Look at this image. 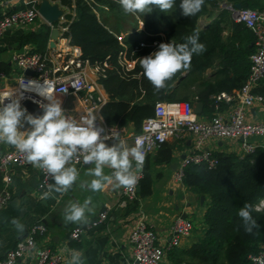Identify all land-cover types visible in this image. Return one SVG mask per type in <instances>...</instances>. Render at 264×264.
Wrapping results in <instances>:
<instances>
[{"label":"trees","instance_id":"16d2710c","mask_svg":"<svg viewBox=\"0 0 264 264\" xmlns=\"http://www.w3.org/2000/svg\"><path fill=\"white\" fill-rule=\"evenodd\" d=\"M70 13L64 17V38L80 50L79 61L98 69V83L107 95L100 116L108 127L118 129L131 126L134 134L140 133L143 122L154 114L157 103H199L212 107L213 97L222 93L231 95L246 81L250 56L254 51V36L243 24L231 21L229 13L220 9V3L240 4L241 9H258V0H204L200 12L184 17L180 13L181 0H175L168 12L154 9L151 13H136L143 31L121 40L100 18L104 13L124 19L118 0H54ZM205 16L214 17L202 22ZM128 20V19H127ZM205 50L194 54L190 69L180 71L167 82V87L156 92L143 74L139 60L158 49L153 44L179 45L195 31ZM50 35L49 28L31 33L24 43L36 46L37 53L45 54ZM143 43L146 47L141 48ZM125 61L132 63L127 70ZM212 71L209 78L205 77ZM185 75L182 80L180 78ZM179 81V82H178ZM214 168L204 165L184 169L182 184L197 197H204L205 214L203 237L181 254L182 264H251L249 256L257 254L264 244V210L253 212L260 224L252 234L244 231L238 210L245 203L254 206L264 199V156L258 150L242 159L236 155L216 156ZM170 148L161 145L156 163L168 164ZM152 179L144 166L140 182V196L150 193Z\"/></svg>","mask_w":264,"mask_h":264},{"label":"crops","instance_id":"0c3cea01","mask_svg":"<svg viewBox=\"0 0 264 264\" xmlns=\"http://www.w3.org/2000/svg\"><path fill=\"white\" fill-rule=\"evenodd\" d=\"M44 0H0V15L8 14L19 9H24L28 5H39ZM50 4L57 5L63 15L55 25L47 24L41 17L30 26L17 27L6 32L0 37V72L7 76V80L0 83V91L15 86L17 80L22 75L15 66L12 57L21 53H37L35 45L24 43L23 38L31 33H38L42 28L58 29L59 37L54 49H50V35L47 42V50L44 54L53 64H62L64 61L75 60L80 54L75 51V47L70 46L69 40L64 38L61 29L65 20L64 17L70 10L64 8L59 2L47 0ZM260 7L258 11H264V0H258ZM224 3L221 2L220 5ZM108 14V13H107ZM214 17L205 16L202 22H209ZM139 31H143L140 27ZM131 32V30L129 31ZM120 37H125L126 33L121 32ZM41 54V53H39ZM88 75L95 80L96 77L90 71V67H85ZM212 71H208L205 77L209 78ZM255 93L263 94L264 85H259L254 89ZM101 96L107 101V95L101 88ZM224 94V93H222ZM196 113L198 121L206 122L213 115V108H204L199 103H191ZM78 102L76 98L70 97L66 103L67 111H74ZM222 115H227L229 105L221 104ZM245 121L249 124L264 122V108L254 106L245 110ZM25 125L22 131L28 129ZM134 130L131 126L121 129L120 139L126 141L129 146H133L132 137ZM194 137L185 133L169 139L165 145L170 148L171 160L168 164H157L156 158L158 150L150 154L146 160L145 168L149 172L152 183L150 193L144 197L138 193L137 201L133 203L125 202L122 196V188L113 189L106 187L103 191L93 192L82 189L79 185L82 181H90L92 177L86 175L88 168H77L79 177L77 182L66 193H53L47 200L40 197L45 192H38L40 169L27 163L25 166H13L10 169L12 184L10 187L11 201L0 209V260L13 249L15 244L23 240L27 231L36 224H42L46 232L36 238L37 248H52L61 256V264H69L73 251L81 254V264H128L131 260V249L129 245V235L135 222L143 215L147 223L153 228L160 247L165 248L169 238L173 222L178 216L185 217L193 221V230L190 235L180 240L178 247L172 250H165L161 264H182L179 262L181 254L189 251L203 237L205 226L203 217L205 208L201 197L190 192L182 183L174 181L175 171L179 168L181 161L193 151ZM259 148L258 151L264 156V137L252 139ZM109 142V144H111ZM14 147L1 144L0 155L12 151ZM205 149L216 156L236 155L240 159L245 157L240 149V141L210 139ZM134 166V164H133ZM91 167H94L92 165ZM111 169L105 168V174H110ZM54 181H51V184ZM2 183L0 180V187ZM48 190V189H47ZM46 190V191H47ZM91 198V211L86 212L88 222L92 221L98 213L107 211L108 220L99 228L84 232L78 241L70 239L71 231L76 227H83L86 224L66 222L64 219L65 208L70 202L83 204L85 199ZM204 198V197H203ZM264 202L260 200L257 205ZM264 205V204H263ZM264 210V208H263ZM262 210V211H263ZM13 220L22 225V229L13 224ZM264 248V244L262 245ZM16 264H36L34 254H30L19 260Z\"/></svg>","mask_w":264,"mask_h":264},{"label":"built area","instance_id":"2783aa9c","mask_svg":"<svg viewBox=\"0 0 264 264\" xmlns=\"http://www.w3.org/2000/svg\"><path fill=\"white\" fill-rule=\"evenodd\" d=\"M220 9L229 13L231 21L243 24L254 36V51L250 56V67L248 76L243 86L232 93L220 94L213 97V115L206 121H198L194 112V107L189 102L157 103L154 114L146 119L141 127L140 133L132 137L133 145L137 138L144 142L146 157L157 151L161 145L169 139L188 133L194 137L193 151L186 156L175 171L174 181L182 183L184 169L188 166L204 165L207 168H214L218 160L211 152L205 149L206 143L210 139L236 140L240 141V149L245 156L254 155L259 146L252 142V139L264 137V122L249 124L245 121V110L254 106L264 108V93H255V87L264 85V11L254 9H235L233 5L222 3ZM38 6L28 5L24 9L0 15V37L6 32L17 27L33 25L38 19ZM140 25V23H139ZM141 27V26H140ZM66 28H62V35ZM119 40L122 37H118ZM141 48L146 46L141 43ZM158 49V44L152 46ZM78 53V48L75 47ZM80 51V50H79ZM80 54L75 60L68 59L62 64H53L44 54L21 53L12 57L15 66L21 71L22 75L17 80L15 86L0 91V97L14 94L13 98H19L20 103L29 101L39 107L40 103H47L41 92H50L62 101V107L67 115L76 119L86 112H91L97 116V125L102 126L106 132L113 131L119 136L121 129L108 127L101 122L100 110L106 103L101 96L102 86L98 83V69H91V73L96 79L92 78L85 71L89 67L88 63L79 61ZM127 70L133 68L132 63L125 61ZM30 72L31 75H25ZM7 80V76L0 72V83ZM103 89V88H102ZM70 97L76 98L78 102L74 111H67L65 106ZM8 101H5L7 103ZM229 105L227 115H222L221 104ZM23 108V106H22ZM40 108V107H39ZM41 109V108H40ZM111 141H108V143ZM2 143H0L1 145ZM28 162L24 156L15 148L0 155V209L7 206L11 201L10 187L12 177L10 169L13 166H25ZM135 167V162H133ZM73 166L81 169L92 165H85L82 158L74 161ZM144 166L137 173L138 183L134 190L126 191L122 188V196L125 202L133 203L138 199L137 189L144 177ZM46 173L40 169L38 192L42 193L51 184ZM261 209L264 205L261 203ZM261 210V211H262ZM108 220L107 211L97 214V216L83 227H76L70 233V239L80 240L84 232L93 231L102 226ZM193 230L192 222L182 216H178L170 230L166 247H160L158 238L153 228L147 223L142 215L136 222L129 235V245L131 249V260L128 264H161L165 250L169 251L178 247L180 240L190 235ZM46 232L42 224L33 225L26 237L17 242L0 264H16L22 258L34 254L36 264H61L60 254L52 248H37L36 238ZM251 264H260L264 260V248L248 258Z\"/></svg>","mask_w":264,"mask_h":264},{"label":"clouds","instance_id":"9594fccd","mask_svg":"<svg viewBox=\"0 0 264 264\" xmlns=\"http://www.w3.org/2000/svg\"><path fill=\"white\" fill-rule=\"evenodd\" d=\"M118 3L124 13L136 14L151 13L154 9L168 12L174 7L175 0H118ZM203 5L204 0H181L180 13L184 17L194 16ZM204 50L197 30L186 38L185 43H160L157 51L140 58L139 63L144 76L159 92L176 73L190 69L193 55ZM13 95L0 97V143L14 147L29 164L44 171L48 179L54 181L40 197L42 200L49 199L53 193L63 195L73 187L79 177L73 164L79 158L85 165H94L86 172L92 179L82 181L79 185L82 189L99 192L109 186L126 191L136 188L137 173L143 169L146 157L142 139L137 138L134 145L129 146L117 133L106 132L98 126L95 114L86 112L79 119L67 115L62 101L50 92L40 93L47 103L39 104L43 111L39 116L28 113L22 108L20 99ZM100 120L102 122L103 118ZM25 125L29 127L22 131ZM106 167L112 170L110 174H105ZM91 203L90 197L83 204L70 202L65 208V221L87 224L86 212L91 211ZM261 210L260 206L250 203L238 210L246 233L252 234L261 227L253 217V212ZM13 224L22 229L18 221L13 220ZM69 264H81V254L73 251ZM260 264H264V260Z\"/></svg>","mask_w":264,"mask_h":264},{"label":"water","instance_id":"95a60500","mask_svg":"<svg viewBox=\"0 0 264 264\" xmlns=\"http://www.w3.org/2000/svg\"><path fill=\"white\" fill-rule=\"evenodd\" d=\"M235 9L239 10L241 9L240 4H235L233 5ZM38 14L39 16L49 25H55L58 23L59 18L62 17L63 13L62 11L58 8L57 5H53L50 4L49 1L44 0L38 7ZM59 37V31L58 29H53L51 34H50V42H49V47L50 49H54L55 47V43L58 40ZM25 75H31L30 72H25ZM185 75H183L180 80H182V78H184ZM179 82V81H178ZM23 108L27 109L28 113H31L33 115H42L43 111L42 109H40L37 105L29 102V101H25L22 103ZM199 106L201 107V104H199ZM195 114L198 113L195 109H194ZM137 192H140V188L137 189ZM201 202H203L204 198L201 197Z\"/></svg>","mask_w":264,"mask_h":264},{"label":"rangeland","instance_id":"374dc122","mask_svg":"<svg viewBox=\"0 0 264 264\" xmlns=\"http://www.w3.org/2000/svg\"><path fill=\"white\" fill-rule=\"evenodd\" d=\"M123 14L126 15V17L124 18L126 19L125 21L123 20V17L122 18L116 17L112 13H108V14L104 13L103 15L100 16V18L108 22V26L112 28V30L116 32V34H120L121 32L125 31L126 36L131 37L132 33H129L130 30L131 32L134 30L139 32L140 26L143 28L142 20L137 15L126 14V13ZM191 222L192 224H194L193 221Z\"/></svg>","mask_w":264,"mask_h":264}]
</instances>
